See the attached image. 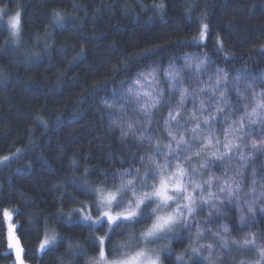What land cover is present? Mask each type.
Masks as SVG:
<instances>
[{"label": "trees", "instance_id": "1", "mask_svg": "<svg viewBox=\"0 0 264 264\" xmlns=\"http://www.w3.org/2000/svg\"><path fill=\"white\" fill-rule=\"evenodd\" d=\"M0 9L21 14L17 41L0 24V264H15L9 209L28 264H93L101 237L106 254L119 249L144 225H92L89 192H114L137 170L141 179L165 171L155 153L175 151L181 138L191 155L166 171L184 168L204 199L211 178L219 199L210 208L196 190L188 228L161 250L162 264H264V116L249 115L264 87L237 94L245 75L264 74V0H0ZM218 70L226 75L213 95ZM215 185L239 195L229 202ZM53 234L56 245L42 250ZM245 239L256 241L248 255ZM208 245L210 260L192 252L207 257Z\"/></svg>", "mask_w": 264, "mask_h": 264}, {"label": "snow or ice", "instance_id": "2", "mask_svg": "<svg viewBox=\"0 0 264 264\" xmlns=\"http://www.w3.org/2000/svg\"><path fill=\"white\" fill-rule=\"evenodd\" d=\"M160 7H163L161 4ZM4 15H7L5 12ZM53 19L55 21H60L62 19L59 12H55ZM11 26V36L19 38L20 36V26H21V14L19 11L13 15L9 21ZM208 28L207 24L202 25V30L200 36L204 37L206 30ZM219 79L216 80L215 85L213 86L212 92L213 95L215 91L219 89L221 80L225 78V75H221L218 70ZM239 79V77H238ZM244 79L248 80L249 83L245 86V92L241 93L237 90L238 95H245L248 92L255 93L257 82H259L260 87H264V74L256 75H245ZM139 82V76L137 81ZM179 86L177 85V88ZM235 87V85H234ZM131 92L132 90L129 89ZM148 96L147 92L143 93ZM137 96L140 93H136ZM261 96L264 97V93H261ZM116 99L115 97L113 98ZM187 99L185 93H181V104L184 100ZM195 101V96L192 97ZM211 99V97H209ZM217 107L226 101L216 99L212 101ZM107 104V101H105ZM158 101L156 99H151V102L144 101L145 109L148 107H155ZM201 106H203L204 101H200ZM260 110L258 113L257 110ZM250 116L261 115L264 116V101H257L255 106L252 109V112L249 113ZM174 118V117H173ZM257 121H253L255 123ZM207 123V122H206ZM260 123L264 126V120H261ZM211 139V138H209ZM226 147H231L226 145ZM256 148V145H253ZM189 145L183 142V138L180 141H177L175 151L171 148L168 153L163 152L162 150H157L156 155L158 157H164L165 171H155L150 174H147L143 179L139 176V170H137L136 175L132 179L128 180V183L121 184L120 188L114 192H105L100 189L91 190L89 195L96 197L97 203L93 205L96 209V216L98 219L93 220L91 215L85 216L84 219L90 221L92 225H109V232L113 231L111 225L119 226L118 222L125 223L127 225H144L140 230L139 234H134L129 242H126L120 245L119 249L113 248L109 254L105 252V240L107 237H101L98 241L99 247V258L93 262V264H162L161 256L158 251L151 249L149 245L158 244L161 240H170L171 233L178 232L180 230L188 228V219L192 217V214L195 211L193 205L196 203V196L194 193L197 189L202 196L200 203L208 204L209 207H215V201L219 199L211 192L213 187L211 178L208 183V198H203V193L205 189L201 184H198L195 181L194 177H188L187 183H185V177L188 175L187 171L184 168L177 167L176 170L172 172L166 171L168 165L173 161L179 165L183 160L187 159V155H191L188 151ZM259 151L260 149H256ZM214 158L220 159L216 153L212 154ZM5 159H7L5 157ZM202 167H207L208 163L205 162L201 165ZM156 167L159 169L161 166L159 161L156 162ZM125 176H132V173L122 174L120 179L124 180ZM151 180L153 183L151 186L148 185V181ZM158 180V183H157ZM139 181L142 185V188L139 192L135 191L136 184L135 182ZM215 187L220 188L221 192H226L225 199L229 202H232L234 195L238 196V186L237 189L228 190L223 185H215ZM189 188L192 191H189ZM87 191V189H85ZM132 193L131 196L128 194ZM264 195V194H262ZM127 199V203H123ZM219 211V209H217ZM247 211L249 213L253 212L254 209L250 206ZM241 220H244V217H241ZM224 232L228 231L227 226L223 228ZM57 237L55 234L51 237L50 240H45L41 243L40 248L45 249L49 244L55 246ZM233 244H238L240 242L233 240ZM243 246L256 245L255 239L253 240H243ZM76 246L72 244L71 241L68 242L67 251L65 253L69 258L74 256V248ZM225 247H227V241H225ZM212 245L207 246L209 251V256L205 257L202 255L200 249L193 248L192 252L196 253L200 259H209L213 255ZM261 260L264 261V249H258ZM111 255V259L109 258ZM22 264V262H21ZM199 264V260L197 261Z\"/></svg>", "mask_w": 264, "mask_h": 264}, {"label": "rangeland", "instance_id": "3", "mask_svg": "<svg viewBox=\"0 0 264 264\" xmlns=\"http://www.w3.org/2000/svg\"><path fill=\"white\" fill-rule=\"evenodd\" d=\"M5 12L7 13V15H4ZM15 14L16 13L9 12L7 9H0V24L7 25L9 27L10 31H11V26H10L9 21H10L11 17L13 15H15ZM13 39L17 41L19 38L13 37ZM4 212H5L4 219H5L6 226H7L8 251L11 252L14 255L15 264H21V262H22V264H28L24 260L23 249H22V246H21V244H20V242H19V240L17 238L15 225L13 223V213H12V211L10 209L6 210ZM174 235H175V233H171L170 234L171 239L173 238ZM45 240H48V239L44 238L42 243ZM170 240H161L158 244H152V245H149V247L151 249H154L155 251H158L160 253L162 249H164V250L166 249L165 247L168 246L167 243H169ZM50 245L51 244H49L46 248H48ZM156 247H158L159 249H157ZM249 250H250V248L247 246L245 248V250H242V252L244 254L248 255V251ZM252 250H253V248L251 246V252H252ZM160 256H161V261H162L163 254L160 253ZM260 261H262V260H260ZM208 264H212V262L210 261V262H208ZM216 264H228V263L223 262V261H218V262H216Z\"/></svg>", "mask_w": 264, "mask_h": 264}]
</instances>
